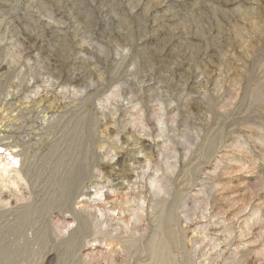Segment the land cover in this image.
<instances>
[{"label":"rangeland","instance_id":"obj_1","mask_svg":"<svg viewBox=\"0 0 264 264\" xmlns=\"http://www.w3.org/2000/svg\"><path fill=\"white\" fill-rule=\"evenodd\" d=\"M0 147V264H264V0H0Z\"/></svg>","mask_w":264,"mask_h":264},{"label":"bare ground","instance_id":"obj_2","mask_svg":"<svg viewBox=\"0 0 264 264\" xmlns=\"http://www.w3.org/2000/svg\"><path fill=\"white\" fill-rule=\"evenodd\" d=\"M138 121H139V119H138ZM139 124H141V123H139ZM156 124V123H155ZM159 124V123H158ZM157 125V124H156ZM141 126H143L142 124H141ZM142 128V127H141ZM0 152L2 153V154H5V152H6V150H3L2 149V147H0ZM8 155V157L9 158H6V160H10V161H8V163H7V165L8 166H11L12 168H14L17 164H18V159L16 158V156H14L13 155V152H10V153H8L7 154ZM90 156V155H89ZM92 157V156H91ZM91 159V158H90ZM92 160V159H91ZM6 163V162H5ZM7 165H5V166H7ZM16 169V168H15ZM28 169V168H27ZM5 168H3L2 170H1V172L2 171H4L5 172ZM30 171V170H29ZM3 173V172H2ZM1 174V173H0ZM2 175V174H1ZM24 176V175H23ZM26 177H27V175H25ZM33 184H34V182L32 183V186H33ZM34 185H36V184H34ZM33 195V194H32ZM189 211V210H188ZM99 212H101V211H99ZM164 212V211H163ZM162 213V212H161ZM160 213V214H161ZM138 215V214H137ZM172 216H174L173 214H172ZM166 216H164V214L162 213V215L160 216V223L161 222H165L166 220L169 222V221H171V220H169L168 218L166 219L165 218ZM170 218H172V217H170ZM137 219V218H136ZM177 219H178V217H177ZM177 219H176V222H175V224L177 223ZM100 221H101V218H100ZM99 221V222H100ZM140 221V220H139ZM172 221H175V220H172ZM96 222V221H95ZM170 223V222H169ZM98 225H99V223H98ZM61 226L60 225H55V227H52V228H50L49 230H50V232L55 236V235H57L58 233V228H60ZM99 227V226H98ZM163 227H164V225H163ZM56 229V231H55V229ZM63 227H61V229H62ZM126 228V227H125ZM160 228V227H159ZM165 228V227H164ZM164 228H162V230L164 229ZM169 228V227H168ZM86 229V228H85ZM96 229V228H95ZM117 229H115V231H116ZM126 230V229H125ZM170 231V230H169ZM168 231V232H169ZM61 232V231H60ZM125 232V231H124ZM86 233V232H85ZM119 233V232H118ZM117 234V233H116ZM175 234V233H174ZM172 235V234H171ZM175 237H176V235H174ZM181 237V236H180ZM177 238V237H176ZM81 239V238H80ZM181 239V238H180ZM177 240V239H176ZM175 240V241H176ZM179 240V239H178ZM133 241V240H132ZM134 241H136V239L134 240ZM137 242H139V241H137ZM149 243V242H148ZM178 244V243H177ZM176 245V244H175ZM177 246V245H176ZM122 247V246H121ZM125 247V246H124ZM128 247V248H127ZM127 247H125L126 249H128V253H129V256H131L132 254L133 255H135V254H142L144 251H145V247L143 248V246L141 245V243H128L127 244ZM124 248V249H125ZM177 248V247H176ZM183 249H184V247H182ZM178 249H179V247H178ZM148 251L150 252V261L147 263V264H180V263H173L172 262V259H171V257H170V254H171V251H170V246L169 245H160V243H157V244H155V243H149V249H148ZM180 251V250H179ZM183 251H185V250H183ZM110 253V252H109ZM181 253V252H180ZM146 254H147V252H146ZM182 254V253H181ZM181 254H179V255H181ZM184 254V253H183ZM187 254V253H186ZM109 256V255H108ZM107 256V257H108ZM173 257V256H172ZM181 257V256H180ZM113 258V257H112ZM129 258H131V257H129ZM141 258V257H140ZM147 258V257H146ZM181 259H182V257H181ZM109 263H110V261L112 260L111 259V256H109ZM184 261V260H183ZM112 262V261H111ZM177 262V261H176ZM82 263V262H81ZM185 264H186V261L184 262ZM189 263V262H188ZM138 264H145V263H140V262H138Z\"/></svg>","mask_w":264,"mask_h":264}]
</instances>
